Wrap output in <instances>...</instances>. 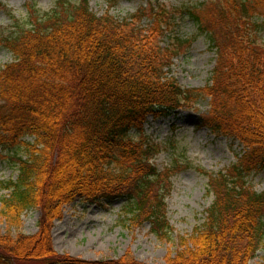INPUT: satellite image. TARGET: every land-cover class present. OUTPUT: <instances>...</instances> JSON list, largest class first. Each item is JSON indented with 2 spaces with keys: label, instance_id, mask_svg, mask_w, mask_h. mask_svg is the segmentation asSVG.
I'll use <instances>...</instances> for the list:
<instances>
[{
  "label": "trees",
  "instance_id": "trees-1",
  "mask_svg": "<svg viewBox=\"0 0 264 264\" xmlns=\"http://www.w3.org/2000/svg\"><path fill=\"white\" fill-rule=\"evenodd\" d=\"M89 3L61 1L44 15L33 8L25 25L0 40L14 56L0 70V147L14 153L18 168L16 180L2 183L9 191L1 198L5 217L16 227L22 214L44 207L39 233L9 234L0 264L26 258L90 264L49 246L51 225L77 198H126L129 225L150 222L167 235L172 228L160 191L175 171L153 164L159 148L145 137L144 124L201 98L210 99L202 125L245 150L227 172L209 175L214 199L206 222L188 238L179 236L180 251L168 264H249L264 242V192L248 182L264 167V0L185 8L217 51L211 83L202 89L183 88L164 70L172 55L160 45L164 8H151L145 28L146 9L118 19L109 11L99 16Z\"/></svg>",
  "mask_w": 264,
  "mask_h": 264
},
{
  "label": "rangeland",
  "instance_id": "rangeland-1",
  "mask_svg": "<svg viewBox=\"0 0 264 264\" xmlns=\"http://www.w3.org/2000/svg\"><path fill=\"white\" fill-rule=\"evenodd\" d=\"M61 1L73 4L80 2L0 0V40L10 36L17 30V26L25 25L33 8L44 15L55 10ZM147 1L89 0V4L91 10L99 16L110 11L120 19L137 15L143 7L148 8ZM157 1L170 11H176L173 20H168L171 25L167 33L161 38L163 45L178 52L170 67V76L177 79L184 88H205L211 83L217 53L210 46L208 35L198 29L184 11L188 6L210 0ZM151 23L149 17L141 21L145 28ZM259 36L264 42V29ZM175 39L184 40V47L179 50L174 48L177 44ZM13 61V54L0 41V70ZM209 110L210 99L201 98L194 103L193 109L179 110L169 117L150 116L145 124L146 134L161 147L159 154L153 158L157 169L161 172L176 170L160 191L172 228L167 235L160 237L153 231L150 222L129 225L125 213L128 206L126 198L100 204L77 198L64 204L63 219L54 220L56 248L59 250L57 253L63 258L70 257L90 264H168L172 254L180 251V237L188 238L206 222V210L214 199L208 193L209 175L227 172L245 150L238 140L202 127V118ZM132 136L136 139L139 137L135 130ZM13 154L0 147V250L3 244L8 243L9 234L12 237L20 234L35 236L44 223L42 206L22 214L16 227H11V222L5 217L1 198L9 191L3 189L2 183L18 177V168L10 158ZM248 182L257 192H264V167L255 170ZM5 247L2 251L6 250ZM27 259L25 263L18 261L15 264H56L34 259L27 262ZM249 264H264V242Z\"/></svg>",
  "mask_w": 264,
  "mask_h": 264
},
{
  "label": "bare ground",
  "instance_id": "bare-ground-1",
  "mask_svg": "<svg viewBox=\"0 0 264 264\" xmlns=\"http://www.w3.org/2000/svg\"><path fill=\"white\" fill-rule=\"evenodd\" d=\"M64 209L65 208H63V212H64ZM63 217H64V213L63 214H61V219H63ZM55 221L53 222V224L51 225V227H50V230H49V242H50V244H49V246H50V248L53 250V252L55 251V252H59V250L56 248V241H55Z\"/></svg>",
  "mask_w": 264,
  "mask_h": 264
}]
</instances>
